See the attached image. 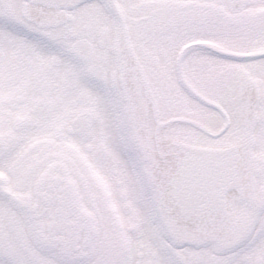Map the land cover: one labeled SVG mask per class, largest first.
I'll return each instance as SVG.
<instances>
[{
  "label": "snow or ice",
  "instance_id": "snow-or-ice-1",
  "mask_svg": "<svg viewBox=\"0 0 264 264\" xmlns=\"http://www.w3.org/2000/svg\"><path fill=\"white\" fill-rule=\"evenodd\" d=\"M0 264H264V0H0Z\"/></svg>",
  "mask_w": 264,
  "mask_h": 264
}]
</instances>
